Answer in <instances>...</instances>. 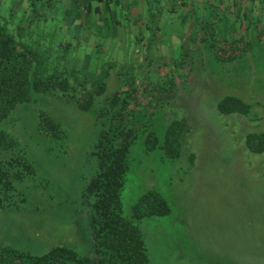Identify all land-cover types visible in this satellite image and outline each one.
<instances>
[{
	"label": "rangeland",
	"instance_id": "374dc122",
	"mask_svg": "<svg viewBox=\"0 0 264 264\" xmlns=\"http://www.w3.org/2000/svg\"><path fill=\"white\" fill-rule=\"evenodd\" d=\"M164 6L154 3V11ZM224 6L219 5V12L231 13ZM205 7L196 4L192 14L184 16L182 8L173 17L156 19L161 29L156 38L154 23L152 29L140 30L130 26L132 18H124L128 28L121 31L143 39L124 45L122 52L100 43L104 30L91 37L79 29L63 8L49 11L41 36L48 44L64 35V43L72 44L70 63L87 70L89 77L107 72L105 67L114 60L139 65L145 128L129 153L124 214L130 218L135 204L150 191L160 194L171 210L167 216L134 222L143 233L149 264H264V153H251L246 143L249 134L264 133V12L257 4L247 17L249 11H236L235 18L210 19L202 15ZM26 9L27 3L19 2L13 18L28 36L34 28L25 21ZM211 23L217 27L208 28ZM244 24L250 30L240 26ZM236 34L246 38L249 47L239 39L235 59L222 60L233 51L224 42H232ZM53 47L55 54H63ZM107 82L109 94L121 85L113 74ZM228 96L249 103L251 113L221 114L218 105ZM99 108L97 103L92 111H83L56 94H35L0 123V132L17 142L35 168L33 176L18 184L24 199L0 208V254L10 247L40 256L66 246L96 258L90 230L93 199L86 198L84 189L99 169L92 155L103 128L96 115ZM42 116L57 121L65 137L42 133ZM182 120L187 126L178 159L168 158L162 147L147 149L151 132L163 143L167 128Z\"/></svg>",
	"mask_w": 264,
	"mask_h": 264
},
{
	"label": "trees",
	"instance_id": "16d2710c",
	"mask_svg": "<svg viewBox=\"0 0 264 264\" xmlns=\"http://www.w3.org/2000/svg\"><path fill=\"white\" fill-rule=\"evenodd\" d=\"M8 1L10 12L3 13ZM23 1L27 3L25 21L29 27L34 28L28 36L22 34L21 27L16 25L13 18V9ZM129 1H132L128 6L130 9L138 8L140 11L144 5L152 13V19L146 22L149 29H152L151 23H154L152 26H158L155 21L165 10L177 13L190 3V0ZM217 1L211 5L214 10L224 4L226 8L230 7L232 3L238 13L252 12L255 11L253 5L260 4L259 11L264 12V0ZM162 2L165 9L157 7V11H154V3ZM67 3L70 5L65 6ZM112 4L122 14L110 21V24L103 15ZM55 8H63L66 17H71L73 23L81 21L87 31L91 30L95 17H98L99 22H108V28L111 25L121 30L126 25L124 18L127 20L129 16L123 12L125 7L121 0H0V123L20 105L31 102L35 94H56L66 103L77 105L83 111H92L99 103L96 115L103 128L92 154L98 159L99 169L84 189L86 198L93 199L90 230L96 258L80 256L66 246L55 247L40 256L6 247L0 254V264H149L143 233L134 222L145 217L167 216L171 210L160 194L150 191L135 204L130 218L124 214L122 195L129 171V153L145 128V115L141 112L143 103L137 86L139 66L125 60H114L105 67L107 72L102 70L99 75L89 77L87 70L81 69L75 62L70 63L72 44L64 43V35L58 41L56 37L50 39L48 44L41 36L48 13ZM139 22L140 19H137L135 26ZM209 26L217 27L216 23L215 26L212 23ZM57 33L55 29L54 35ZM142 38L138 36L137 42H141ZM54 45L62 49L63 54H55ZM78 46L73 48L77 50ZM115 70L117 72L112 73ZM112 74L121 85L109 94L107 81ZM218 111L223 115H249L251 106L241 98L228 96L219 103ZM186 126L185 120L172 123L166 130L163 143L151 132L147 139V149L152 151L162 147L168 158L178 159ZM39 128L51 137H65L61 125L50 117L42 116ZM246 143L251 153H264V133L249 134ZM34 174L33 164L17 142L0 132V208H11L17 199L23 200L18 184Z\"/></svg>",
	"mask_w": 264,
	"mask_h": 264
},
{
	"label": "crops",
	"instance_id": "0c3cea01",
	"mask_svg": "<svg viewBox=\"0 0 264 264\" xmlns=\"http://www.w3.org/2000/svg\"><path fill=\"white\" fill-rule=\"evenodd\" d=\"M80 1H82V2H86V1H88V0H80ZM24 3H26L25 1H23ZM113 2H115V0H113ZM121 2L123 3V5H124V7H125V10H123V12L124 13H126V14H129V16L127 17V20L128 19H130V18H132L133 19V22H132V25H130V26H133V24L135 23V21L137 20V19H140V22H139V28H140V30H143V28L144 27H148V26H146L147 24H146V22L147 23H149L150 22V19H152V13L151 12H148L147 11V8L143 5V7L140 9V11L138 10V8L136 9V8H134L133 10L132 9H130L128 6H129V4L130 3H132V1H129V0H121ZM134 2V1H133ZM216 2H218L217 0L215 1V0H190V3H189V5L187 6V7H184L183 9H184V11H183V15L185 16V15H188L189 13H191V12H193L194 11V9L190 12V8L191 7H193L194 5H196V4H198V5H204V6H206L205 7V11L204 12H202L203 14V17L204 18H207V17H209L210 19H212V17H214V16H216V18L217 17H221V16H232V18H235L236 17V11H237V8L236 7H233L232 9H231V6L230 7H225L224 6V11H229V12H231V13H222L223 11H222V9L221 8H217L216 9V7H215V10H216V12H214V13H211V11L212 10H214V8L211 6L212 4H215ZM141 4H144L142 1L140 2ZM228 3H231V2H228ZM202 7V6H201ZM70 8V7H69ZM202 9V8H201ZM219 11H222V12H219ZM178 13H180V12H178ZM65 14V13H64ZM119 14H122V12L120 11V10H118L117 8H115L114 7V5L112 4L111 6H108L107 7V9L105 10V12H104V15H103V17L105 18V19H108L109 20V22L111 21H113L114 19L116 20L118 17H119ZM192 14V13H191ZM251 14V12L249 11V13H246L245 14V17H247V16H249ZM174 15H177V13L175 14V12H173V11H169L168 10V12L167 13H163L162 15H160L157 19H162V18H165V17H173ZM260 17L262 18L263 17V15H262V13L260 14ZM215 18V19H216ZM217 20V19H216ZM111 22H110V24H111ZM78 23V26L80 27L79 29H81L82 28V23H81V21H78V22H76V24ZM109 23L108 22H106V24H105V22L103 23V22H99L98 21V17H95L94 19H93V26H92V28H91V30L89 31V35L92 37L93 35L94 36H96L94 33L96 32V31H98L99 29H100V27L102 28V30H104L105 32H106V34L105 35H102V37H101V41H100V43L101 42H105V44H108L109 45V48L112 50L113 48H117V47H119L120 49H118L120 52H122L123 50H122V47L124 46V45H126V47L129 45V44H135V42L137 41V40H135L133 37H135V35H133L132 37L131 36H127L128 35V31H127V29L126 30H123V31H121L122 29H124V28H128V26H122V28H121V30H119L118 28H116L115 26L112 28L111 27V25H110V27L108 28V25ZM238 23H236L235 25H237ZM140 25L142 26V28L140 27ZM210 25V24H209ZM208 25V28H210V26ZM130 26H129V28H130ZM241 27H245L246 29H249L250 30V25H246V24H244V25H240ZM230 27H235L234 25H229V28ZM211 28H213V27H211ZM244 28V29H245ZM260 28L262 29L263 28V25H260ZM101 30V29H100ZM161 29H160V27H158V26H155V31H154V37L156 38L157 36H159L160 37V34H161ZM112 35H114V37H116L114 40L111 38L112 37ZM237 35V34H236ZM262 35H264V34H261V36ZM96 37H99V36H96ZM143 39V38H142ZM161 39V38H160ZM159 39V40H160ZM240 39V44H242V45H245L244 46V48L246 47V46H248L249 47V41L246 39V38H243V37H241V36H239V34L237 35V37H233V40H232V42H230V43H228V42H224V45H226V46H229L231 49H233V51H232V53H228L229 55L228 56H224V55H222L221 56V59L222 60H226V61H232L233 59H235V56H234V50L236 49V47L238 46V45H240V44H238V40ZM161 42V40L159 41V43ZM145 44H143V50H145ZM125 47V48H126ZM178 52H179V55H180V51L179 50H177ZM140 62H142V59H141V61ZM143 64V63H142ZM142 64H140L141 66H142ZM139 66V65H138ZM146 103H148V101L146 102ZM145 103V104H146Z\"/></svg>",
	"mask_w": 264,
	"mask_h": 264
}]
</instances>
